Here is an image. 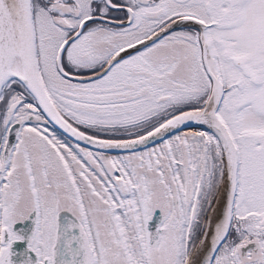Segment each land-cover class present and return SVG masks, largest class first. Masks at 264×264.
Masks as SVG:
<instances>
[{
    "label": "snow or ice",
    "instance_id": "snow-or-ice-1",
    "mask_svg": "<svg viewBox=\"0 0 264 264\" xmlns=\"http://www.w3.org/2000/svg\"><path fill=\"white\" fill-rule=\"evenodd\" d=\"M0 264H264V0H0Z\"/></svg>",
    "mask_w": 264,
    "mask_h": 264
},
{
    "label": "flooded vegetation",
    "instance_id": "flooded-vegetation-1",
    "mask_svg": "<svg viewBox=\"0 0 264 264\" xmlns=\"http://www.w3.org/2000/svg\"><path fill=\"white\" fill-rule=\"evenodd\" d=\"M162 219V213L160 210L156 211V214L153 218V220L150 222V230H155V228L158 226L159 221Z\"/></svg>",
    "mask_w": 264,
    "mask_h": 264
},
{
    "label": "water",
    "instance_id": "water-1",
    "mask_svg": "<svg viewBox=\"0 0 264 264\" xmlns=\"http://www.w3.org/2000/svg\"><path fill=\"white\" fill-rule=\"evenodd\" d=\"M18 227H23V228H30V227H32V225H31V221H29V222H27V223H25L24 225H19ZM24 245H18V247H23Z\"/></svg>",
    "mask_w": 264,
    "mask_h": 264
}]
</instances>
